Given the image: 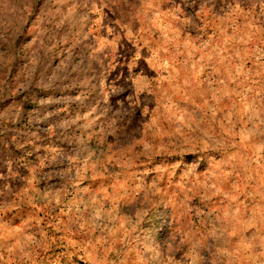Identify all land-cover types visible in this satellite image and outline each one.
<instances>
[{"label": "rangeland", "instance_id": "374dc122", "mask_svg": "<svg viewBox=\"0 0 264 264\" xmlns=\"http://www.w3.org/2000/svg\"><path fill=\"white\" fill-rule=\"evenodd\" d=\"M0 264H264V0H0Z\"/></svg>", "mask_w": 264, "mask_h": 264}]
</instances>
